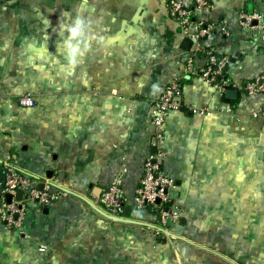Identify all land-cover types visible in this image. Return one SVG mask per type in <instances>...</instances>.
I'll use <instances>...</instances> for the list:
<instances>
[{
  "label": "crops",
  "instance_id": "1",
  "mask_svg": "<svg viewBox=\"0 0 264 264\" xmlns=\"http://www.w3.org/2000/svg\"><path fill=\"white\" fill-rule=\"evenodd\" d=\"M209 1L206 22L228 36L186 37L171 0H0V174L51 172L70 192L28 203L19 230L0 216V264H264V95L239 89L264 73V0ZM206 50L229 59L236 99L199 76ZM173 81L184 108L160 149L179 220L158 238L147 227L160 218L131 200ZM122 167L130 217L106 222L90 186L105 191Z\"/></svg>",
  "mask_w": 264,
  "mask_h": 264
},
{
  "label": "built area",
  "instance_id": "2",
  "mask_svg": "<svg viewBox=\"0 0 264 264\" xmlns=\"http://www.w3.org/2000/svg\"><path fill=\"white\" fill-rule=\"evenodd\" d=\"M169 10L170 16L179 22L186 37L191 40L208 37L216 34L218 30L226 36L229 35L225 26H216L206 22L207 16L213 11V6L209 0H192L191 5H186L181 0H171ZM253 19L252 17L245 18L242 25L250 27ZM205 54L206 64L199 72L201 79L220 92H226L234 87L227 74L229 59L217 55L213 50H206ZM188 65V71L192 72L191 60H189ZM239 89L251 96L264 95V73L255 80L243 84ZM21 102L25 105H34L28 96L22 97ZM183 108L180 87L177 82H170L161 97L152 105V145L155 151L144 161L142 177L131 200L134 210L139 213L146 212L149 208L160 211L159 224L157 226L148 225L147 227L148 231H151L153 236L158 238H171L170 228L179 220L178 211H172L166 206L171 201L170 190L174 187V181L167 176L163 169L165 154L160 149V144L164 140L168 113ZM190 111L194 114L204 113L197 109ZM256 115L258 112L254 113V116ZM124 172V167L119 169L111 179L108 188L101 194L99 204L105 214L106 222L116 223L119 220L127 219L125 210L130 201L123 189L122 177ZM40 184H44L43 190L39 189ZM19 191L23 194L22 201L16 199ZM7 195L12 196L11 203L7 202ZM69 195L70 192L59 188L46 176L43 179H37L31 174L9 166L0 174V216L10 228L21 229L26 217L28 203H34L41 207L49 206ZM136 221L139 220L136 219Z\"/></svg>",
  "mask_w": 264,
  "mask_h": 264
},
{
  "label": "water",
  "instance_id": "3",
  "mask_svg": "<svg viewBox=\"0 0 264 264\" xmlns=\"http://www.w3.org/2000/svg\"><path fill=\"white\" fill-rule=\"evenodd\" d=\"M237 95H238V91H236V90H228L226 92V96L229 99H236L237 98ZM47 178L48 179H52L53 178V174L50 172L47 175ZM43 187H44V184H40L39 189L40 190H43ZM90 188L93 190V195L96 198L95 199V206H97L99 204V201H100V197H101V194H102V190L99 189V188L94 187L93 185H91ZM16 199L19 200V201H22L23 200V194H22L21 191L18 192ZM6 200H7L8 203H11L12 196L11 195H7ZM158 203H160V202L158 201ZM40 208H42V207L40 206ZM44 212L47 213L48 212V208H46L44 210ZM130 212H131V208L127 207L126 210H125V216L126 217H130ZM102 215L104 216V214H102ZM118 222H127V220H119ZM140 224L142 225L143 223H139V225Z\"/></svg>",
  "mask_w": 264,
  "mask_h": 264
},
{
  "label": "trees",
  "instance_id": "4",
  "mask_svg": "<svg viewBox=\"0 0 264 264\" xmlns=\"http://www.w3.org/2000/svg\"><path fill=\"white\" fill-rule=\"evenodd\" d=\"M170 205H171L170 202L168 204H166L167 207H169ZM164 208H166V207H164ZM148 211L150 214H155L158 217V219L160 218V213H159L160 211H156V210H153L151 208H149Z\"/></svg>",
  "mask_w": 264,
  "mask_h": 264
}]
</instances>
